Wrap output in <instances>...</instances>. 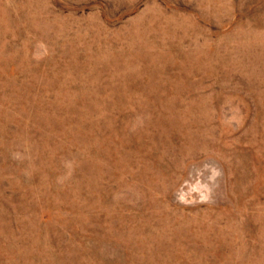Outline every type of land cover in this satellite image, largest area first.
Segmentation results:
<instances>
[{"label": "rangeland", "instance_id": "1", "mask_svg": "<svg viewBox=\"0 0 264 264\" xmlns=\"http://www.w3.org/2000/svg\"><path fill=\"white\" fill-rule=\"evenodd\" d=\"M0 264H264V0H0Z\"/></svg>", "mask_w": 264, "mask_h": 264}]
</instances>
